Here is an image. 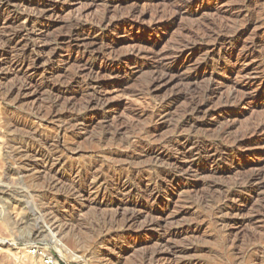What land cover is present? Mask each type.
Masks as SVG:
<instances>
[{"label": "rangeland", "instance_id": "1", "mask_svg": "<svg viewBox=\"0 0 264 264\" xmlns=\"http://www.w3.org/2000/svg\"><path fill=\"white\" fill-rule=\"evenodd\" d=\"M38 1L49 7L55 8L54 14L47 17L44 24L36 27L30 24L27 30L23 31L24 35H32L30 44L35 42L38 46H41L42 42L38 39L34 40V38L38 33L46 31L47 28L49 34L54 33L55 35H59L66 31L64 23L67 20L81 15L84 21L90 22L104 10L105 6L111 9H113L114 6L110 0H68L66 3L56 0ZM122 1H124V11H129L137 7L143 9L144 7L146 9L149 8V12H151V10H155L156 7L145 6L146 3H151V1L162 6L170 7V9L178 5V0ZM196 1L201 9H204L203 14L193 16L192 18L180 17L173 24L171 22H166L165 26L167 28V33L158 31V27L162 24L160 21H156L157 17L149 18L142 23L143 27L129 23L125 28L120 26L103 28L96 31L91 29L90 31V25L85 26L86 28H83L85 31L82 29L79 34L75 35L72 39L73 42L53 46V49H46V54L50 52L64 54L66 56L64 61L55 65H49L48 70L45 71L44 74L42 71H44L45 68L41 66L39 74L37 75H35V71H33L32 68H25L23 70L25 74L21 73L19 76L24 77L28 75L27 77H29L34 74V82L37 85L54 84L56 90H58L59 87L61 91L67 93L69 99H75L72 94L73 89H70L71 84L62 83V75L63 72L75 73L82 71L80 74L82 81L81 83L75 84L74 88L81 91L83 95L95 93L101 96L103 101L106 102V105L96 106L93 109L82 112L70 111L65 108L64 101L60 97V104L57 110L59 115L54 119L55 121L49 120V122L46 120L45 114L47 115V113L45 112L49 110L47 108L48 102L51 104L50 100L53 97L50 98L48 91H44L42 95L36 97L30 95L27 101H20V96L16 94L11 97H7L6 94H0V165L2 166L7 162L5 153L9 148L8 142L11 140L25 142L26 147H28L32 155L35 156L33 157V164L39 167L46 165L49 169L52 168L48 176L40 177V179L38 178L34 181L20 177V175L16 173L2 171L3 175H0V182L2 181V183H0V264H102L99 263L104 256L101 254V249L106 247L109 243H121L122 238L119 237L123 235L120 229L122 225L117 224L118 226H116V223L110 222L109 216H105V212L103 211L101 213H95L96 211L91 210L85 218L83 216L71 215L73 208H55L53 214L58 216L55 218L53 214H49L48 208H44V204L47 202V205L48 203H53L55 205L59 203V200L64 201L66 198H71L73 195L72 193L76 191L74 189H77V184L82 181L81 177L85 175V173H83L80 177L76 172L72 173L71 168L76 169L82 165L90 167L104 164L106 166V171L110 166H118L119 163L122 164L124 161L125 163L128 162L131 157H127L126 159L111 158L113 159L111 160L109 156H101L104 150L108 149H112L114 152L124 151V147L118 143L122 144L126 142V140H129L132 144H136L140 149L133 153L132 156L133 158L134 156L137 157V161L142 163V165L151 163V158L145 155L147 149H156L157 147L163 148L162 152H164V155L169 158L170 161L177 162L185 171L187 170L189 172L188 175H185L184 182L194 184L195 186L190 190H185V192L181 191V193L173 189L166 190L165 197L167 199L173 198V200L171 202L163 200L158 206H152L150 202L143 199L140 200L136 197L138 195L135 193H131L126 197L123 195L115 196L111 200V203H119L123 196L124 200L128 199L132 204L138 203L143 209L151 210V208H157L159 213L165 215L170 221H174L173 223L171 222L174 226H179L181 224L186 225V223L190 221L189 218L192 219L195 216L197 217L198 215L205 214V216L202 215V222L199 223V225L197 224L199 228L198 231L194 234L190 233L186 241L189 243L192 242L194 246H198L204 250L197 254L193 253L186 259L187 261L197 262L202 260L205 262L204 264H264V179L262 180L263 184L252 194L249 191L243 190L244 186H236L234 184L235 180L240 178L239 171H242L240 172L241 174H247L253 171H264V125L259 133H251L246 137L253 141H251V145L249 146L257 148L256 155L227 157L218 154L214 162H198L196 154L199 149L202 150L211 146V141L205 140L207 134H216L222 125L232 123L231 119L214 123L216 117L219 116L215 105L220 95H218V98L215 97L214 101L211 104L209 103L203 112L197 115L198 117L196 116L191 119L193 123L198 125L195 127H191V124L187 125V127L184 128V133L176 139L177 137L173 135L172 129L175 127L174 125L184 120L183 111L186 101L184 99H179L177 102L173 103V105H169V100L163 102L162 99L153 100L147 96L145 97L144 94H137L138 90L143 87L144 83L150 78V68H152L158 60L156 54H149L150 46H154L156 51L160 54L169 52L176 42L185 35L184 32L189 26L203 22L208 18L226 16L229 14L228 12L230 11L231 5L236 0H224L218 4L213 0ZM23 9L22 5L19 6L18 3H14L10 10L12 11L11 14L15 16L21 13L23 14ZM248 9L252 11V8ZM17 24L18 23H14L11 20V17L4 16L0 19V32L3 30V34L0 33V35L8 36L11 29L13 30L21 25ZM11 25L14 26L12 27ZM254 33L255 31L253 29L247 31V34H245L238 43L237 47L239 50L245 47L247 44L246 40L253 36ZM260 34L263 38L262 45L252 55L260 52L264 53V30L260 31ZM143 38L146 39V41L143 42ZM141 39L143 42L142 54H146L135 56L129 64H127L126 57L130 52L138 51V41ZM113 46L114 48L116 46L113 56L105 58L102 51L108 50ZM86 48L92 49L93 54L91 52L82 55V51H85ZM28 53L30 55L32 54V57L35 55V53H30V51ZM12 54L13 51H10L6 45L0 46V58L12 56ZM69 54L72 57H70ZM95 54L98 56L94 58ZM227 55L231 57V54L228 53ZM183 59L185 60L183 62L190 65V67L195 64L205 63L213 66L217 63V59H209L207 62L203 57H199L196 54L192 56L190 54H185ZM166 60L164 59V64L169 63L168 65L172 67H179L183 63L181 60H175L173 58H167ZM91 64H95L97 67L103 65L101 71L92 79L88 77L85 72V69ZM233 64L234 61L228 65L222 63L219 70H217L216 74L212 77V81H209V76H206L201 80V84H219L222 82L239 83L240 79L237 76L239 67L237 63L235 65ZM251 65L250 63L244 66L247 68ZM180 67L183 66L181 65ZM231 68H233L234 71H231ZM14 70L15 66H12L10 62L0 61L1 86H9L17 82L18 79L15 74H13ZM188 71L189 68L185 66L182 68L181 73L188 75ZM201 73L205 74L203 70ZM176 78L177 77H174L172 80L167 79L163 82L165 93L175 92L178 89V85L181 84V82L175 80ZM123 80H125L126 83L122 88L117 89ZM252 83L254 86L264 87V79L262 77L253 80ZM240 84L244 87L248 86V82H241ZM226 90H224V92ZM42 105H44V107H42ZM263 109L264 99L260 98L254 101L244 98L239 101L237 105L228 106L227 110L230 112L242 114L239 121L236 123L233 133L243 131L247 124L254 121ZM7 114L10 117H6ZM82 116L86 118V121L76 120ZM8 122H12L11 124L16 122L20 123V131L17 130L15 133L9 132L10 134L8 133V135L6 132V124L8 126ZM109 127L114 132L118 130L115 135L117 144H107V147L105 145L100 147L95 145L92 138L98 136L104 128ZM143 128H149L150 132L139 141L138 134ZM3 129L5 131H3ZM21 129L24 130L21 131ZM175 140H177L175 147L168 149V146L170 147L168 143H173ZM217 142L223 144L224 140H217ZM48 143H50V145ZM192 143H194L193 146H191ZM184 145H189L192 152L188 153L190 155L187 154L184 157L178 158L179 153L176 147ZM55 156H59L60 159ZM62 160L65 161L62 162ZM64 163L67 164L65 165ZM224 168L229 170V173L218 175L217 173H220ZM203 171H207V173H201ZM16 175L18 178H16ZM98 175L97 177L99 179L105 178V172L99 173ZM54 181L58 183L59 187H51L56 183ZM260 182L261 181L253 182L251 186L257 188ZM212 183L224 185L225 189L228 188L227 190L232 192L228 202L229 205L235 208H227L224 215L223 213L215 214L211 212L210 210L212 207L205 206L198 201V196L207 194L206 186ZM71 185L73 186L72 188H70ZM48 186L50 188H48ZM67 191L68 193H66ZM30 192H32L33 195L32 193L30 195ZM46 193H49V198L42 203L38 197ZM67 194L69 196H67ZM217 194L218 191L214 190L208 193V195L211 196ZM36 195H38V197ZM37 198L38 200H36ZM81 199L82 201L85 200L84 198ZM102 199L103 197H100V200ZM105 200L109 201V198ZM14 205H17V207ZM46 212L47 214H45ZM178 212H183V216L173 219V215ZM58 219H62L65 225L71 223L81 224V231H78L79 229L77 228L74 232L64 230L63 228L56 234V231L59 229L54 227L56 225L53 226V221H57V224L63 223L62 220L59 221ZM249 219L253 220L248 221ZM143 220L142 218V222ZM64 223L62 225H64ZM197 225H195V227ZM51 228L54 229L52 230ZM156 228L157 227H154L152 230V235L155 237L161 232L160 229L157 230ZM252 234L253 236L250 238L251 236L249 235ZM143 239L144 235L142 236V240ZM127 242V240L124 242L125 245H127ZM62 246L65 247L63 248ZM158 246V241L153 239L143 245L142 250L126 251L124 258L119 261V264H123L125 260L126 263L124 264H142V253L147 249L151 250ZM126 256H129V258ZM128 259L131 260L129 261Z\"/></svg>", "mask_w": 264, "mask_h": 264}, {"label": "bare ground", "instance_id": "2", "mask_svg": "<svg viewBox=\"0 0 264 264\" xmlns=\"http://www.w3.org/2000/svg\"><path fill=\"white\" fill-rule=\"evenodd\" d=\"M56 1H63L64 3H66L68 0H56ZM110 1H112L114 5L113 9L104 5L105 6L104 10L90 22L84 21L81 18V15H77L76 17H73L72 19L67 20L64 23V27L66 31L64 33L62 32V34L59 35L57 34L55 35L54 33L49 34L48 28L46 31H42L41 33H38L37 36L34 38V40L37 39L41 40L42 45L38 46V44H36L35 42L30 44L31 42L30 38H32V35L31 36L24 35L23 31L27 30V27L30 24L35 27L44 24L45 19L54 14L55 8L49 7L44 3H40L38 0H0V19L3 18L4 16L11 17V20L14 23H18L19 25L21 24L17 28H14L13 30L11 29L9 31L8 36L0 35V46L6 45L10 49V51H13L12 56L11 55L7 57L4 56L5 58H0V61L10 62L12 66H15V70L13 71V74H15V76L18 79L17 82L13 83L12 85L9 86L0 85V94H6L7 97H11L16 94L17 96L18 95L20 96L19 97L20 101H27L28 100L27 98L30 95L36 97L38 95H42L44 91H48V93L50 94V98L51 97L54 98V99L51 98L50 100L51 104L50 102H48L49 104L47 103L48 104L47 108L49 110L48 111L46 110L45 113H47V115L45 114V117L46 120L48 121L54 120L58 117L59 114L57 113V110L61 98L64 101L65 108L70 111L82 112L93 109L96 106L106 105V102L103 101L101 96H98L95 93L88 94L89 96L87 94L83 95L81 91H78L77 89L74 88L75 84L81 83L82 81L80 78V74L82 73V71L75 73L63 72L62 75L63 76L62 83L71 84L70 89H73L72 94L74 95L75 99H69L67 97V93L61 91L59 87L58 90H56L54 84L37 85L34 82V76H33L34 74L29 77H27L28 75L24 77H19V76L21 73L22 74L24 73L23 70L25 68H32L33 71H35L34 72L35 75H37L39 74L41 66L45 68V70L42 71V73L44 74V72L48 70L49 65H55L61 61H64L66 59V56L64 54L54 53V52H50L49 54H46V49L49 48L53 49V46H58V45H63L65 43L73 42L72 40L73 37L79 34V32L83 28H86L85 26L90 25V31L91 29L96 31V30H101L103 28L120 27V26L125 28L129 23L135 24L136 26L139 25V27H143L142 23L147 21L149 18L157 17L156 21H160V23L162 24L161 26L158 27V31L167 33V28L165 26L166 22H171L173 24L180 17L192 18L193 16L203 14L204 12L203 11L204 9H201V7L198 5L196 0H178L177 7H172L171 9L170 7L162 6L159 5L158 3L151 1V3L145 4L146 7L149 6L156 7V9L151 10V12H149V8L146 9L144 7L143 9L142 8L139 9L137 7L135 9L132 8L129 11H124L123 9L124 1L122 0H117V1L110 0ZM207 1H212V0H207ZM213 1L216 4H218L223 2L224 0H213ZM14 3L15 4L18 3L19 6L22 5V7L24 8L23 14L21 13L15 16L11 14L12 11L10 9ZM248 8H252V11H250ZM228 13L229 14H227L226 16L212 17V18H208L203 22L192 24L185 30L184 32L185 35L176 42V44L170 49V51L168 50L169 52L166 53L164 52V54H160L156 51L154 46H150L149 54H153V55L156 54L158 60L156 64H154V66L152 65L153 67L150 68L151 71L150 78L144 83V86L141 87L137 92L138 95L144 94L145 97L147 96L153 100L162 99L163 102L169 100V105H173V103L177 102L179 99H184L186 101L183 111L185 118L183 121L174 125L175 127H173L172 129L173 135L177 137L176 139H178V137L184 133L185 131L184 128H186L187 125L191 124L190 125L191 127L197 126L198 124L193 123L191 119L195 118L197 115L203 112L205 107L209 105V103L211 104L214 101L215 97L218 98V95H220L215 105L219 116L216 117L214 123H219L221 121H225L226 119H231L232 123L231 124L226 123L222 125V127L219 129V131L216 134H211V135L207 134L205 140L211 141V146L206 147L202 150L199 149L198 153L196 154V159L198 162H202V161L206 163L214 162L216 161V156H218V154H222L227 157H237V156L245 157V155L248 156L256 155L257 148H253L252 146H249L251 145L252 140L246 137H248V135L251 133H259L264 125V109H263L260 111V114L254 121L247 124L246 128L243 131L241 132L237 131L233 133L234 132L233 130L236 127V123L239 121L242 114L241 113L234 114L229 110H227L228 106L237 105L238 102L244 98L252 101L258 98L264 99V87L252 85L253 80L261 77L264 79V53L260 52L258 54L252 55L262 45L263 42V38L260 34V31L264 30V0H236L231 5L230 11ZM250 29H253L255 31L254 35L248 38L246 40L247 44L245 45V47L239 50L237 47L238 43L244 37V35L247 34V31ZM144 41H146V39H144L143 42ZM143 42L142 39L139 40L138 51L137 52L133 51L128 54V56L126 57L127 64H129V62L135 56L146 54V53L142 54ZM115 48L113 46L108 50L102 51V54H104L105 58H110L113 56L114 51L116 50ZM29 51L30 53L31 52L35 53V55L33 54L34 56L32 57L31 56L32 54L30 55L28 53ZM91 52L93 54L92 49L86 48L85 51L84 50L82 51V55ZM228 53L231 54V57L227 55ZM185 54H190L191 56L196 54L199 57L200 56L203 57V59L207 62L209 59L212 60L217 59V63L213 66H210L205 63V64H195L190 67V65L183 62L185 61L183 59ZM69 56L72 57L70 54ZM96 56L98 55L95 54L94 58ZM167 58L181 60L183 62V63L181 62L182 63L181 65L183 67L186 66L187 68H189L188 71L189 74L184 75L181 73V70L183 68L180 67L181 65L179 67H172L168 65L169 63L164 64V59L166 60ZM233 61H234L233 65L237 63L238 64L237 66L239 67L237 71V76L240 79L239 83L235 84L234 82L232 83L222 82L219 84H206V85L201 84V80H203L206 76H209L208 80L212 81V77L216 74L217 70H219L222 63L228 65ZM250 63L252 65L245 68L244 65H248ZM102 68L103 65H99L97 67L95 64H91L85 69V72L87 73V76L92 79L101 71ZM202 70L203 72H205V74L201 73ZM231 71H234L233 68H231ZM174 77H177L175 80H178V82H181V84L178 85L179 87L175 92L165 93L164 92L165 87L163 86V82H165L167 79L172 80L174 79ZM241 82H248V86L247 87L242 86V84H240ZM125 83H126L125 80L121 81V84L120 86L117 87V89L122 88ZM224 90L226 91L224 92ZM42 107H44V105H42ZM38 109L42 110L41 108ZM6 117H10V116H8L7 114ZM76 120L86 121V118L82 116L77 118ZM8 123H9L8 126L6 124L7 134L9 132L15 133L17 132V130L20 131L19 128L20 123L17 122L14 124H11L12 122H8ZM23 130L21 129V131ZM141 130H142L141 132H139L140 130L138 131L139 141L142 140L143 136H146V134L150 132L149 128H143ZM3 131L5 130L3 129ZM117 132L118 130H115L114 132L112 129H110V127L104 128L103 131L98 136L92 138V140H94L93 143L95 142V145H98L99 147L103 145L107 147L108 146L107 144L115 145L117 144V139L115 136ZM217 140H224V143L219 144ZM176 141L177 140H175L173 143H168L170 144V147L168 146V149L172 147L174 148L176 145ZM8 143H9L8 146L9 148L5 153V156H7V162H5L2 166L0 165L1 176L3 175L2 171L5 172L9 171L20 175V177H24L26 179L34 181L38 178L40 179V177H45L50 174L51 171L50 169L52 168L49 169L46 165L39 167L38 165L33 164V157L35 156H33L32 153L30 152V149L26 147L25 142H16L10 140ZM48 144L50 145V143ZM118 144L124 147L125 150L122 152H114L112 149L104 150L102 147L104 152L101 154V156L103 155L109 156L110 159L111 158L126 159L127 157L129 158L131 157V159L128 162L125 163L124 161L122 164L119 163L118 166H114V165L110 166L109 167L110 170L108 169L106 171H105L106 166L104 164L93 165L90 167H86L82 165L76 169L71 168L72 170L71 172L72 173L76 172L77 175L80 177L83 173H85L84 177H81L82 181L79 184H77V189H74L76 191L72 193L73 195L71 196V198H66V200L64 201L59 200V203L55 205L53 203L52 204L48 203L47 205L46 204L47 202H45L44 208H48L49 214L51 215L54 213L55 208H73L71 215L81 216V217L82 216L85 217L86 215L88 216V212H91V210L96 211L95 213L97 212L101 213L103 211L105 212L104 213L105 216L107 215L109 216L110 222L114 224L116 223V226H118L117 224H121L122 227L120 228L119 226V228L121 229V234H123L120 235L119 237L122 238L121 243L120 242L119 243L115 242L111 244L109 243L106 247L101 249V254L104 256L102 257V259L100 260L101 262L99 263L119 264V261L124 258L126 251L129 252L131 250L133 251L142 250L143 245L147 244L153 239H156V241H158L159 246L151 250L147 249L142 253V264H204L205 262H203L202 260H199L197 262L186 260L193 253L197 254L198 252L200 253L201 251L204 250L199 248L198 246H194V243L192 242L189 243L186 241L188 240L190 233L194 234L196 231H198L199 229L198 225L199 223L202 222L201 219L203 216H205V214L201 213L203 216L198 215L197 217L195 216L192 219L189 218L190 221H188L186 225L181 224L179 226H174L172 224L174 221L173 222L172 220L170 221V219L167 218L165 215L159 213L157 208H151V210L143 209L142 206L139 205L138 203L132 204L128 199L124 200L123 198V196L126 197L131 193H135L138 195L136 197H138L140 200L143 199L147 202H150L152 206H158L163 200H166L167 202H171L173 198L167 199L165 197L166 190L173 189L181 193V191L185 192V190L186 191L190 190L195 186L194 184L184 182V177L185 175H188L189 172L187 170L185 171L182 168V166L177 162L170 161V159L164 155V152H162L163 148L161 147L160 148L157 147L156 149L155 148L147 149L145 151V155L146 156L148 155L151 158L150 159L151 163L142 165V163L137 161L138 159L137 157L134 156L133 158L132 156L133 153H135L139 149L136 144L130 143L129 140L128 141L126 140V142H123L122 144L121 143ZM193 145L194 143L191 144V146ZM176 149L179 153L178 158L184 157L189 152H192V149L189 147V145L177 146ZM58 159H60V157ZM64 161L62 160V162ZM102 172H105L104 175L105 178L102 176L103 178L99 179L97 175ZM240 172L242 171H239L240 178L236 179L234 184L236 186H244L243 190L249 191L252 194L255 191H257V189L260 187L261 184H263L262 180L264 179V171H253L247 174H241ZM201 173H207V171H203ZM225 173H229V170L224 168L223 170L220 171V173L217 174L224 175ZM16 178H18V176ZM257 181H261L259 186L257 188L252 187L251 184ZM0 183H2V181ZM72 185L70 188L73 187ZM57 186L58 183L56 182L51 187L57 188ZM206 187H207V192H206L207 194L199 195L198 201L199 203L204 204L205 206L212 207L210 210L211 212H214L215 214L223 213L224 215V213H226L225 210L227 208H235L229 205L228 202V200L232 195V192L227 190L228 188L225 189L224 185L218 183H212ZM48 188L50 187L48 186ZM213 190L218 191V194L215 196L208 195V193ZM31 193L32 192H30V195ZM66 193H68V191ZM120 195L123 196L119 203L116 204L111 203V200L115 196H120ZM36 196L38 197V195ZM67 196L69 195L67 194ZM100 197H103V199L100 200ZM38 198L40 199V201H42V203H44L43 201H46V199L49 198V193L43 194L41 197ZM38 198L36 200H38ZM81 198H84L85 200L82 201ZM106 198H109V201H106L105 200ZM17 205L14 206L17 207ZM45 214H47V212ZM183 214H184L183 212H178L175 215H173V219L180 218V216H183ZM53 215L55 216V214ZM142 218L144 219L143 222H142ZM252 220L253 219H249L248 221H252ZM53 222H54L53 226L56 225L54 227L59 229L58 231H56L55 229L56 234L59 231H61L63 228L64 230H69L73 232L76 230V228L79 229L78 231H81L80 229L81 224L71 223L65 225L63 221L64 225H62L63 223L57 224V221H53ZM195 225L197 226L195 227ZM154 227H157L156 228L157 230L158 229L161 230L160 234L157 237L152 235V230L154 229ZM143 235H144V239L142 240ZM249 236H251L250 238H252L253 234ZM126 240L128 241L126 244L129 246L125 245L124 242H126ZM126 257L129 258V256ZM124 263H126V260Z\"/></svg>", "mask_w": 264, "mask_h": 264}]
</instances>
